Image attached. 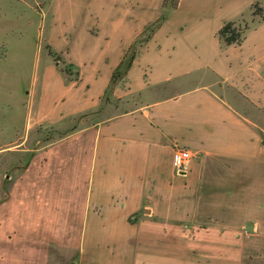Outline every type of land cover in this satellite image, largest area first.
<instances>
[{"label": "rangeland", "instance_id": "obj_1", "mask_svg": "<svg viewBox=\"0 0 264 264\" xmlns=\"http://www.w3.org/2000/svg\"><path fill=\"white\" fill-rule=\"evenodd\" d=\"M263 20L264 0H0V264H80L88 189L97 176L88 128L143 104L146 92L130 94L131 86L148 77L153 54L146 49L159 29L170 27L165 39L176 41L185 28L179 41L193 45L220 24L246 31ZM129 23L130 31L120 32ZM128 40L123 67L136 55L135 73L113 78L120 63L95 95L89 79L109 73L116 46ZM248 40L253 47L258 39ZM253 188L239 231L227 233L231 221L223 215L214 217L211 234L208 225L170 223L169 264H264V187ZM180 232L187 235L177 238ZM198 232L201 239H193Z\"/></svg>", "mask_w": 264, "mask_h": 264}, {"label": "crops", "instance_id": "obj_2", "mask_svg": "<svg viewBox=\"0 0 264 264\" xmlns=\"http://www.w3.org/2000/svg\"><path fill=\"white\" fill-rule=\"evenodd\" d=\"M123 27L124 33L132 26ZM223 27L193 45L179 41L185 28H179L176 41L165 39L170 27L159 29L146 49L153 54L145 63L148 77L133 74L137 81L130 94L145 91L143 104L88 128L97 176L92 175L88 189L80 264H169L170 223L208 225L211 234L217 230L213 219L223 215L231 221L227 233L243 227L251 190L264 187V20L246 32L240 45L219 39ZM252 34L258 39L253 47ZM130 44L116 46L109 73L91 76L95 95L104 93ZM57 113L49 120H57ZM179 149L193 154L180 173ZM217 193L226 197L218 199ZM199 234L193 239H201Z\"/></svg>", "mask_w": 264, "mask_h": 264}, {"label": "trees", "instance_id": "obj_3", "mask_svg": "<svg viewBox=\"0 0 264 264\" xmlns=\"http://www.w3.org/2000/svg\"><path fill=\"white\" fill-rule=\"evenodd\" d=\"M177 2V0H176ZM176 7V3L174 5ZM233 23H227L226 25H224V27L218 32V37L219 39L227 46L229 45H240L243 40L245 39V34L246 32L249 30L246 28V31H242V30H237V29H232ZM129 52H127L128 54ZM136 55H133V57L129 60V62L127 63L126 67H123L126 55L124 57V59L122 60L121 64L119 65V67L117 68V70L115 71L113 78L116 79L115 75L119 74L120 71L123 72V74L127 73L130 68L133 65V61L135 59ZM123 68V69H122ZM123 70V71H122Z\"/></svg>", "mask_w": 264, "mask_h": 264}, {"label": "built area", "instance_id": "obj_4", "mask_svg": "<svg viewBox=\"0 0 264 264\" xmlns=\"http://www.w3.org/2000/svg\"><path fill=\"white\" fill-rule=\"evenodd\" d=\"M193 159V154L186 149H179L178 150V160H177V169L178 172H184L190 161Z\"/></svg>", "mask_w": 264, "mask_h": 264}, {"label": "water", "instance_id": "obj_5", "mask_svg": "<svg viewBox=\"0 0 264 264\" xmlns=\"http://www.w3.org/2000/svg\"><path fill=\"white\" fill-rule=\"evenodd\" d=\"M247 228H248V230L251 231V230H253L254 226L253 225H249Z\"/></svg>", "mask_w": 264, "mask_h": 264}]
</instances>
